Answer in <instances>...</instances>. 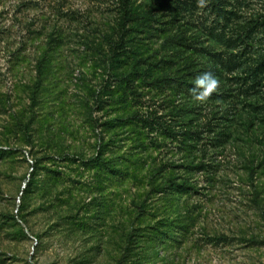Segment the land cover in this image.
<instances>
[{"label":"rangeland","instance_id":"374dc122","mask_svg":"<svg viewBox=\"0 0 264 264\" xmlns=\"http://www.w3.org/2000/svg\"><path fill=\"white\" fill-rule=\"evenodd\" d=\"M131 5L113 56L120 0H0V264H264V25L206 101L164 78L192 57L182 35L226 51L264 0H223L222 17L210 0ZM177 108L224 133L169 136Z\"/></svg>","mask_w":264,"mask_h":264},{"label":"trees","instance_id":"16d2710c","mask_svg":"<svg viewBox=\"0 0 264 264\" xmlns=\"http://www.w3.org/2000/svg\"><path fill=\"white\" fill-rule=\"evenodd\" d=\"M168 1V0H165ZM210 5L212 11L215 13V15L222 17L224 14H227L228 11L226 8H224L223 5V0H210ZM133 16V11H132V5H131V0H120V18L118 22V31L116 35V40L112 42L111 44V51L113 53V56H119L123 54V52L126 50L127 43H128V32H129V23L132 20ZM264 17V16H263ZM261 25H264V20H257V21H252L247 25H243V29L245 32L240 33L237 32L235 36L229 37L226 40H223L225 37L224 33L219 35V40L221 42H226V46L228 49L226 51L218 52L214 50L211 47H197V45L194 44V42L189 41L188 37L185 35H182L178 39V44L183 46L184 49L189 52H191L192 57L188 56L187 59L184 61L183 68L180 70V72H175L173 74V78L164 77L165 79H170L172 81V87L175 89V92L180 93V95H185L187 94L188 96L190 95V88L193 86V80L194 78L203 73V72H211L213 76L219 75L221 76V69H219V65L223 68L224 66H231V64L237 60L238 53L234 54L231 52L232 47L235 46L237 42L240 43H248L246 36H248L249 32L251 29L255 27H259ZM228 51V52H227ZM224 53L228 54L229 56L224 57ZM193 55H197L193 57ZM242 56H245L242 52ZM198 57H201V61H196ZM264 60V55L261 57L260 62L258 63L261 65L262 61ZM237 62V61H236ZM139 62H134V67L132 68V71L126 75V84L129 86L131 83L134 82L135 80V75L138 73V69L136 66H139ZM218 65V66H217ZM146 73L147 69H143ZM143 71V72H144ZM255 68L251 69V72H254ZM143 73V74H145ZM155 84H161V79L155 78L154 80ZM225 92V90L222 91V93ZM226 94V93H224ZM253 107H257L256 104L253 105ZM185 112L183 113V111ZM190 111V112H189ZM193 110H188L184 108H177L175 111L176 115L178 116L179 114L183 117V121H181V128L180 129H174L170 125H163V122H161V126L166 129L167 133L169 136H181L183 139H193L195 140L196 138L200 139L202 134L206 133L208 136L207 138L212 139H217V135H221L224 132L223 131H218L216 132V125L212 123V120L209 119L207 129L199 128L198 125H194V118L189 117V115H192ZM184 115V116H183ZM158 116H153L150 119H144L145 123L147 125L153 124L158 122ZM217 126L219 123H216ZM213 134V135H211ZM216 134V136H215ZM97 160L100 159L101 154H104V151H98L97 152ZM4 155V151L0 150V156ZM34 168V165L32 166ZM169 186L173 189H187L188 185L186 183H178L177 181H174L173 178L168 179ZM25 190L23 189V193ZM220 239L226 241L228 237L226 235H222L219 237ZM253 243L261 244L264 245V239L263 240H257V239H252L250 240ZM121 264V262L119 263Z\"/></svg>","mask_w":264,"mask_h":264},{"label":"clouds","instance_id":"9594fccd","mask_svg":"<svg viewBox=\"0 0 264 264\" xmlns=\"http://www.w3.org/2000/svg\"><path fill=\"white\" fill-rule=\"evenodd\" d=\"M202 5L203 0H198ZM218 81L211 72H203L197 75L193 80V86L190 88L192 99L197 102H204L209 94L217 87Z\"/></svg>","mask_w":264,"mask_h":264}]
</instances>
